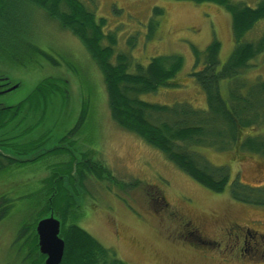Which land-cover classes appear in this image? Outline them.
I'll list each match as a JSON object with an SVG mask.
<instances>
[{
	"label": "rangeland",
	"instance_id": "rangeland-1",
	"mask_svg": "<svg viewBox=\"0 0 264 264\" xmlns=\"http://www.w3.org/2000/svg\"><path fill=\"white\" fill-rule=\"evenodd\" d=\"M82 1L97 17L106 19L105 32H116L115 54L125 53L132 63L142 66L159 56L182 57L183 67L176 77L178 86L141 95V101L170 108L186 104L194 110H206L205 93L192 77L197 69L194 50L201 54L217 40L221 44L219 67L226 62L234 41L231 18L223 7L175 0ZM228 1L255 7L260 0ZM14 9L16 17L9 32L13 38L26 41L15 54L1 47L10 42L0 40V86H17L0 94V107H14L30 99L45 79L64 81L66 101L56 94L46 99L47 105L24 103L30 115L32 108H41L45 116L40 121L29 115L26 127L30 120L38 122L29 125L31 130L23 141L49 134L44 137L43 148L58 147L66 153L0 172V264L44 263L37 262L36 253H40L32 242L36 235L33 224L51 212L62 223L63 209H55L52 201L64 194L76 199L80 210L72 211L62 226L74 222L127 264H264L261 256L237 257L238 250L230 241L240 233L244 235L247 228L264 234V206L243 204L230 195L236 177L250 187L264 186V158L197 148L211 165L224 166L230 174L222 193L201 186L162 152L111 120L102 74L79 40L26 3ZM154 9L161 14L155 16ZM0 26L8 29L2 23ZM257 26L247 35L248 41L259 38L264 21ZM31 39L55 64L43 55L24 52ZM12 43L17 46L20 42ZM242 77L248 83L264 81V55L252 60ZM227 84L222 83L224 94ZM83 107L86 113L82 122L70 135ZM245 132L248 134V130ZM55 164L64 165V170L55 172L50 180L54 167L57 169ZM78 169L84 172L83 181ZM58 177H65L66 182L55 185ZM47 199L51 200L48 213L38 216ZM71 208L77 206L73 204ZM188 222L194 224L188 231H200L199 236L216 241L218 247L194 245L179 238L180 227ZM114 229L119 231L120 245L113 241Z\"/></svg>",
	"mask_w": 264,
	"mask_h": 264
},
{
	"label": "trees",
	"instance_id": "trees-1",
	"mask_svg": "<svg viewBox=\"0 0 264 264\" xmlns=\"http://www.w3.org/2000/svg\"><path fill=\"white\" fill-rule=\"evenodd\" d=\"M175 1L216 4L223 7L231 18L234 49L223 66L219 67V41L213 40L201 54L194 50L197 69L192 77L205 93L206 110H194L186 104L170 108L141 101V95L178 86L176 77L183 67L182 57L159 56L152 58L147 66H142L138 62L132 63L125 53L115 54L116 32H105L106 19L97 17L95 11L82 0H9L6 7H12V10L0 7V25L2 23L8 26V29L0 26V40L2 43H10L1 47H7L10 52L17 54V49L26 41V38H13L9 32L16 17L14 6L26 3L35 8L36 13L40 12L46 19L79 40L95 62L102 74L111 120L118 127L162 152L169 161L201 186L214 193H222L230 181L228 168L214 167L196 149H210L215 152L231 150L264 158V81L248 83L242 77L250 69V62L257 56L264 55V30L255 42L246 39L264 21V0H260L255 7L232 4L228 0ZM159 14L161 11L154 9V15ZM14 40L20 43L16 46L12 43ZM24 52L43 55L55 64L33 39ZM224 81L228 83L227 94L223 93ZM48 84L49 80L41 82L34 95L39 94L45 100L49 89L44 85ZM62 84L60 94L66 101V83L62 81ZM19 109L20 107L16 108V112ZM85 113L86 108H81L79 121L74 129L80 126ZM11 118L14 117H9L0 110V131ZM247 130L248 134L245 132ZM43 146L32 141L13 143L8 147L0 146V172L22 168L57 150L44 149ZM78 170L83 181L84 172ZM55 172L54 167L50 180ZM64 181L66 182L65 177H58L55 185ZM239 181L236 177L231 184V198L247 205L264 206V186L250 187ZM50 202L51 200L45 202L38 216L48 213ZM74 203L66 194L52 201L55 209H63L62 223L72 212ZM62 223L60 236L64 240L65 249L61 264H127L78 226H62ZM33 230L35 235V229ZM36 240L35 235L32 241L35 249ZM42 260L43 257L37 262L41 263Z\"/></svg>",
	"mask_w": 264,
	"mask_h": 264
},
{
	"label": "flooded vegetation",
	"instance_id": "flooded-vegetation-1",
	"mask_svg": "<svg viewBox=\"0 0 264 264\" xmlns=\"http://www.w3.org/2000/svg\"><path fill=\"white\" fill-rule=\"evenodd\" d=\"M8 1L9 0H0V7H2V8L6 7L7 4H8ZM45 80H49V82H50V84L44 85L45 87H47L49 89V92L46 95L45 100L48 99V98H49L48 100H50L51 97L56 95V94H58L60 97H62L61 94H60V89H62V85H63L61 79L53 78V79H45ZM43 81H41V82H43ZM8 85H9V83H5V84L0 86V87H4L3 91L0 90V94L12 91L15 88H17V86L10 87ZM56 87H57L58 90L56 89ZM45 100L41 99L39 94H37L35 96L34 93H33L32 96L30 97V99H28V100H26L24 102H21V103H19L18 105L14 106V107H6V108L0 107V110H3L9 117H14V118L8 119V121L6 123V126L4 128H2V130L0 131V146L1 147L2 146H7L8 147V146L12 145L13 143H26L27 142V141H23V139L25 138V135L28 132H30V130H31V127H29V125H32L33 123L38 122V121L35 120V122H32V120H30L29 122H27V127H26V120H29L30 113H29V109L25 108L26 104H24V103L25 102L26 103L31 102V103H34V104H37V105L38 104L39 105H42V104L47 105V101L48 100H46V101ZM18 107H20V109L16 112V108H18ZM31 110H33V111L31 113L30 117L36 116L37 120H40V121L43 120L45 114H44V111L41 110V108H38L37 110L32 108ZM14 114H15V116H14ZM76 129L72 130L70 135L75 133ZM48 135L49 134H44V135L39 136V138L36 139V140H28V141L36 142L40 146H43L46 143L45 142L46 140H44V137H46ZM56 148H57V150L40 157V159H38V161H41L43 158H45L48 155L66 153L65 152L66 150H64L62 148H58V147H56ZM38 161H35V162H38ZM68 162L70 164H72V166H73L74 163H73V161L71 159H69ZM32 163H34V162H32ZM63 163L64 162H62L61 164H63ZM61 164H55V166L57 167V169H55V170L58 173L60 171L64 170L63 169L64 165H62V167L59 166ZM81 168H83V166H81ZM98 168L101 169L103 167L102 166H98ZM18 169H20V168H18ZM66 170L68 171V167L66 168ZM103 171H106V173H107L106 169H104ZM45 189H46V184H45ZM75 200H74V202H75ZM78 203L77 202L74 203L77 206V208H73L72 209V211H74L76 213H77L78 210H80V206H78ZM167 206L168 205H165V207H167ZM39 221H36L33 224V225H35V228H36V225L38 224ZM60 224H61V222H60ZM67 225H75V226H77L74 222L67 223ZM191 225H194V224L192 222L183 223V225L180 227L181 231H180L179 238H182V240L188 241V242H190V243H192L194 245H200V246L208 245V246H210L212 248L218 247V244L216 243V241L209 240V239H204L202 236H199L198 233H200V231H198V230L193 231V232L192 231H188V228ZM234 225H237V224H234ZM232 226L233 225H230V227H232ZM114 230H115L114 231L115 234L113 236V241L120 245L121 244L120 243V236L118 235L119 231L117 229H114ZM230 241L233 242V245L238 250L237 257H245V258L248 257L249 259L255 258L256 256L264 257V234H258V233L254 232V231L248 230V228H247V232H245L244 235H243V233H240V235H236ZM30 253H31V250L29 249V257H30ZM40 255H38L36 253V258L37 259H41L43 257V260H45L46 256H44V255L40 256Z\"/></svg>",
	"mask_w": 264,
	"mask_h": 264
},
{
	"label": "water",
	"instance_id": "water-1",
	"mask_svg": "<svg viewBox=\"0 0 264 264\" xmlns=\"http://www.w3.org/2000/svg\"><path fill=\"white\" fill-rule=\"evenodd\" d=\"M39 253L46 256L43 264H61L65 243L61 238L60 221L51 212L47 218L41 219L35 228Z\"/></svg>",
	"mask_w": 264,
	"mask_h": 264
}]
</instances>
